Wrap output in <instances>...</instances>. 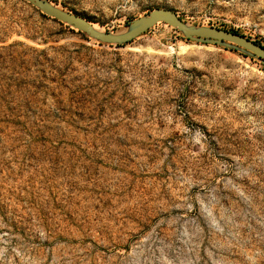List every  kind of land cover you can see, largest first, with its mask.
Here are the masks:
<instances>
[{
  "label": "rangeland",
  "instance_id": "1",
  "mask_svg": "<svg viewBox=\"0 0 264 264\" xmlns=\"http://www.w3.org/2000/svg\"><path fill=\"white\" fill-rule=\"evenodd\" d=\"M49 1L264 45V0ZM0 264H264V64L165 23L106 45L0 0Z\"/></svg>",
  "mask_w": 264,
  "mask_h": 264
},
{
  "label": "water",
  "instance_id": "2",
  "mask_svg": "<svg viewBox=\"0 0 264 264\" xmlns=\"http://www.w3.org/2000/svg\"><path fill=\"white\" fill-rule=\"evenodd\" d=\"M39 9L45 15L67 24L102 44L122 46L133 42L159 23H165L188 40L198 43L235 47L242 52L260 60L264 64V45L252 41L238 33L214 27H195L184 22L176 12L157 8L148 15L134 20L128 29L117 33L98 31L86 18L64 10L49 0H24Z\"/></svg>",
  "mask_w": 264,
  "mask_h": 264
},
{
  "label": "bare ground",
  "instance_id": "3",
  "mask_svg": "<svg viewBox=\"0 0 264 264\" xmlns=\"http://www.w3.org/2000/svg\"><path fill=\"white\" fill-rule=\"evenodd\" d=\"M92 25H93V27H94L96 30H98V31H104L103 28L96 26V24H92Z\"/></svg>",
  "mask_w": 264,
  "mask_h": 264
},
{
  "label": "trees",
  "instance_id": "4",
  "mask_svg": "<svg viewBox=\"0 0 264 264\" xmlns=\"http://www.w3.org/2000/svg\"><path fill=\"white\" fill-rule=\"evenodd\" d=\"M81 35H84L83 33L79 32Z\"/></svg>",
  "mask_w": 264,
  "mask_h": 264
}]
</instances>
